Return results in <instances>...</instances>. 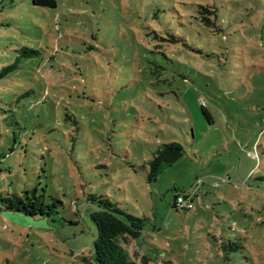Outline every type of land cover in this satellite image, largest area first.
Returning a JSON list of instances; mask_svg holds the SVG:
<instances>
[{
  "label": "rangeland",
  "instance_id": "374dc122",
  "mask_svg": "<svg viewBox=\"0 0 264 264\" xmlns=\"http://www.w3.org/2000/svg\"><path fill=\"white\" fill-rule=\"evenodd\" d=\"M52 1L0 0V193L51 207L0 210V264H89L92 194L130 264H264V0Z\"/></svg>",
  "mask_w": 264,
  "mask_h": 264
},
{
  "label": "trees",
  "instance_id": "16d2710c",
  "mask_svg": "<svg viewBox=\"0 0 264 264\" xmlns=\"http://www.w3.org/2000/svg\"><path fill=\"white\" fill-rule=\"evenodd\" d=\"M38 2L39 0H33L35 5H39ZM212 9L210 5H199L198 9L201 14V22L208 27L214 26L217 19L216 10ZM31 51L38 53L36 50ZM16 67V63L5 67L0 73V78ZM203 112L209 117V113L205 109ZM179 149L180 147L175 143L158 149L153 158L148 161L150 169L148 179L156 180L165 165L163 157L167 153L174 150L179 151ZM177 197L178 195L175 197L174 206H176ZM89 201L95 205V209L89 212V217L96 225L97 236L93 244L92 255L83 257V259L89 264H130L132 260L125 245L141 236L145 219L127 214L117 202L108 196L92 194L89 196ZM50 208L35 191L25 197L18 194L3 195L0 193V210L7 209L37 216L48 214L47 210Z\"/></svg>",
  "mask_w": 264,
  "mask_h": 264
},
{
  "label": "water",
  "instance_id": "95a60500",
  "mask_svg": "<svg viewBox=\"0 0 264 264\" xmlns=\"http://www.w3.org/2000/svg\"><path fill=\"white\" fill-rule=\"evenodd\" d=\"M38 4L40 6L55 7V1H52V0H39ZM178 155H179L178 150L171 151L163 157V162L171 163L178 157Z\"/></svg>",
  "mask_w": 264,
  "mask_h": 264
},
{
  "label": "built area",
  "instance_id": "2783aa9c",
  "mask_svg": "<svg viewBox=\"0 0 264 264\" xmlns=\"http://www.w3.org/2000/svg\"><path fill=\"white\" fill-rule=\"evenodd\" d=\"M176 201H177L176 205L177 204H184L185 207L192 208V204L191 203H188L187 200H186V198L183 195H178Z\"/></svg>",
  "mask_w": 264,
  "mask_h": 264
}]
</instances>
